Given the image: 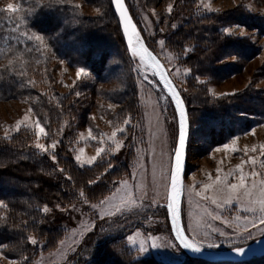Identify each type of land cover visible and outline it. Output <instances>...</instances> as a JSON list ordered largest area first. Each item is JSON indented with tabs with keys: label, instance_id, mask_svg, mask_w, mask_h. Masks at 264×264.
Here are the masks:
<instances>
[{
	"label": "rangeland",
	"instance_id": "obj_1",
	"mask_svg": "<svg viewBox=\"0 0 264 264\" xmlns=\"http://www.w3.org/2000/svg\"><path fill=\"white\" fill-rule=\"evenodd\" d=\"M191 2L193 9L186 15L182 0H125L147 47L159 58L190 107V111L187 110L189 136L181 207L183 231L189 238L199 240L204 250H228L264 236L261 235L264 225L259 223V217L264 214L259 212L258 203H250L259 199L261 190H264V108L255 106L258 111L253 114L234 112L244 121V127L233 134H224L220 143H213V136L203 133V120L211 104L197 107L194 104L195 88L201 87L203 96L210 101L245 94L247 99H253L250 104H256L255 97L263 100L264 34L235 24L221 26V34L244 39L240 44L249 46L252 55L244 58L230 55L227 50L222 52L212 64L218 69L213 79L194 77L183 61L189 49L181 54L172 51L165 37L186 21L211 13H244L261 23L264 20V0ZM10 3L17 11H0L3 25L0 52L10 53L9 45L18 42L28 56H22L17 68L34 90L47 99L68 97L69 104H77L79 111L69 116L70 121L61 124L59 129L50 133L45 130L38 138L37 122L44 129L45 126L32 108L35 97L0 96V137L7 138L20 130H27L34 135V147L51 159L63 142L78 168L102 163L109 170L126 166L127 172L117 178L106 196L96 201L78 196L66 206H56L47 212L43 209L42 213L52 228L62 233L55 246L44 251V242L32 238L33 249L28 257L9 259L0 253V264H76L77 256L90 262L95 255L92 248L115 238L131 253L132 260L151 259L159 264L185 262L188 257L174 246L176 243L170 234L166 211L177 118L156 76L151 75V69L143 68L137 57L125 51V45L124 51L117 49L109 54L98 74L87 67L73 65L54 54L52 44L48 46L41 34L30 27L33 15L40 9L65 5L68 17L59 21L60 27L54 36L57 38L83 19L104 16L106 0H0V10H5ZM169 17L171 32L166 30ZM36 36L41 39H35ZM76 46L68 44L73 53H78ZM11 54L16 55L14 51ZM3 62L0 54V65ZM81 68L87 75L78 78L77 70ZM146 71L148 80L144 79ZM191 76L194 79L190 80ZM191 81L196 85L191 86ZM125 120L130 122L125 125ZM113 132L117 133L115 137ZM37 143L44 145L46 151L37 148ZM54 143L55 148L49 147ZM98 148L103 150L99 155ZM89 160L92 161L90 164ZM241 175L245 177L244 184L252 196L244 195L245 189L238 188L229 199L227 190L220 189L224 184L238 185ZM218 176L220 183L217 182ZM213 199L216 204L212 203ZM132 200L135 204L131 203ZM117 206L121 207L120 212L116 211ZM249 208L255 211H248ZM110 212L114 215H108ZM214 216L218 218L213 219ZM221 232L226 235H220ZM148 236L159 237L157 243L160 247H151V241H148L147 251L141 253L138 251L139 241ZM129 237L137 242H130ZM210 243L216 247H208Z\"/></svg>",
	"mask_w": 264,
	"mask_h": 264
},
{
	"label": "trees",
	"instance_id": "obj_2",
	"mask_svg": "<svg viewBox=\"0 0 264 264\" xmlns=\"http://www.w3.org/2000/svg\"><path fill=\"white\" fill-rule=\"evenodd\" d=\"M182 1V8L186 15H189L193 9L191 8L192 0ZM106 5L104 16L83 19L71 27L68 33L57 38L54 36L60 27L59 21L68 17V7L65 5L55 4L52 7L46 6L49 9H40L33 15L30 27L41 34L48 46L52 44L54 54L63 57L73 65L87 67L98 74L109 58V54L116 52L117 49L123 51L125 49L118 21L109 0H106ZM129 12L134 18L132 11ZM166 21L169 22L166 30L171 32L168 29L170 17ZM0 23L1 46L3 25L2 21ZM228 24L240 25L264 34V20L260 23L244 13L240 15H236L235 12L229 15L211 13L186 21L165 37L166 44L172 51L180 54L189 49L183 61L194 77L213 79L218 69L212 67V64L219 59L222 52L227 50L230 55H241L244 58L252 55L249 46L240 44L244 42V39L220 33V27ZM70 43L77 45L78 53H73L68 48ZM9 47H11L10 53L0 52L1 59L4 60L0 65V96L3 98L35 97L31 105L47 133L53 129H59L61 124L70 121L69 116H74L79 111L77 104L70 105L68 97L56 96V98L47 99L36 92L17 68L22 56H28L26 51L18 42L10 44ZM13 51L16 55L11 54ZM193 76L190 80L194 79ZM190 85L195 86L196 83L191 81ZM195 89L197 94L194 95L196 99L194 104L197 107L211 104V108L207 110L208 115L203 120L205 123L203 133L208 137L213 136V143H220L224 134H233L244 127V121L234 112L253 114L258 111L255 106L264 108L263 98L261 100L255 97L256 104L249 103L253 99H247L248 97H245L247 94L224 99L226 102L224 100L210 101L203 96L201 87ZM185 105L188 110L190 107L186 100ZM53 157L51 159L34 147V135L30 131L20 130L10 137H0V253L6 258L28 257L33 249L32 238L44 242V251L53 248L62 233L59 229L52 228V224L43 215L42 210L45 207L53 209L56 206H66L78 196H82L87 201H96L106 196L117 178L124 171L127 172L126 166L109 170L102 163L78 168L74 165L70 152L63 142L59 144ZM97 177L100 178L97 179ZM92 249H95V255L90 262H84L77 256L75 263L159 264L151 259L132 260L131 253L116 238ZM181 264L210 263L187 258ZM223 264H264V257L254 258L244 263Z\"/></svg>",
	"mask_w": 264,
	"mask_h": 264
},
{
	"label": "snow or ice",
	"instance_id": "obj_3",
	"mask_svg": "<svg viewBox=\"0 0 264 264\" xmlns=\"http://www.w3.org/2000/svg\"><path fill=\"white\" fill-rule=\"evenodd\" d=\"M113 3L116 6V10L119 12L121 20L123 21V26H124V30H125V34L128 37V44L129 47L131 49V52L133 54L134 57H138L140 62L142 64H144L145 69H153V71L151 72L152 76H159V79L161 81H163V84L165 86V88L167 89V91L171 94L172 98L175 101L176 104V108L179 110V146L175 149V164L174 167L171 171V192L169 194L168 200L169 203L167 205L171 216H172V222L175 225L178 219V214H179V208L177 205V197L180 193V188H179V172H180V167H181V157H182V152H183V148L185 145V138H186V112L184 111L183 107H182V101L179 99L178 97V92L177 90H175L174 86L171 85V82L166 79L164 72L160 71L161 65L158 63L157 58L155 56H153V54L145 47L143 46V44L140 42V37L137 35L136 29L135 27L132 25L130 19L128 18L125 8H124V4H123V0H113ZM0 11H7V12H16L17 8H15L13 6V4H8L7 8L5 10H0ZM35 39L40 40L41 37L36 36ZM161 45H163V41L160 42ZM87 75V73L84 71L83 68L78 69L77 70V77L79 78L81 75ZM145 80H148V75H147V71L145 73L144 76ZM111 107V106H110ZM25 119H27V117H25ZM130 121L129 120H125L124 123L125 125H127ZM19 124L20 122H18V126H17V130H19ZM36 135L39 138V136L45 132V129L43 127H41L40 123L37 122L36 124ZM119 131H124V129H120ZM113 137H115L117 135L116 132H113ZM36 147L41 149V150H45V146L42 144L37 143ZM49 147L55 148V143L50 145ZM117 147H119V145H117ZM227 147V146H225ZM83 150L81 149V152ZM103 151L102 149H97V155L100 154V152ZM54 158V157H53ZM77 160L80 159L79 156L76 157ZM95 159V158H93ZM92 161L89 160L88 163L90 164ZM253 175H255L256 173L253 172ZM244 179L245 177L243 175H241L240 177V183L237 184H224V187L220 189V191H225L227 190L229 199L231 198V194L235 193L236 190L238 188H242L245 189L244 195L251 197L252 193L250 191H248L246 189V186L244 184ZM217 182L220 183V177H217ZM125 184L127 182H124ZM208 187V186H206ZM119 191V190H118ZM81 195H83V193H81ZM197 195H199V193H197ZM102 204L104 203L103 201L101 202ZM132 204H135V200L131 201ZM212 203L216 204L217 201L215 199L212 200ZM250 203H258L259 204V212L264 214V190H261L260 192V198L255 200V201H250ZM128 202H125V206H127ZM219 206V205H218ZM95 207V205L93 206ZM122 209L121 207L117 206L116 207V211L120 212ZM44 211L47 212L48 208L45 207ZM248 211H255V209L249 208ZM108 215H114V213H108ZM218 217H213V219H216ZM259 223L261 225H264V215H261L259 217ZM253 226H255V222L253 221ZM213 231H216L215 229H213ZM220 235H226L225 233L221 232ZM261 235H264V229L261 230ZM249 236H251V233H249ZM159 237H155V236H148L146 239L139 241V249L138 251L141 253H144L147 251V242L151 241V247H160V244L157 243V241L159 240ZM129 241L132 243H136L137 241L133 239V237H129ZM175 241L177 242L174 246L176 247H182L183 249L189 250L193 253H200L202 250V244L199 240H197L195 237L189 238V236H187L185 234L184 231L180 230L179 228H177L175 230ZM32 243H36L35 240H32ZM208 247H216L215 244H208ZM235 251L239 254V253H243L244 249L237 247L235 248Z\"/></svg>",
	"mask_w": 264,
	"mask_h": 264
},
{
	"label": "water",
	"instance_id": "obj_4",
	"mask_svg": "<svg viewBox=\"0 0 264 264\" xmlns=\"http://www.w3.org/2000/svg\"><path fill=\"white\" fill-rule=\"evenodd\" d=\"M110 3H111L112 10H113V12L117 18L120 34H121L123 43L125 45L126 51L129 53H132L131 49L129 47V44H128V37L125 34L123 21L121 20L120 14L116 10V6L113 3V0H110ZM123 4H124V8H125V11H126L128 18L130 19L132 25L135 27L137 35L140 37V42L143 44V46H145L153 54V56H155L157 58L158 63L161 65L160 71L164 72L166 79H168L171 82V85L174 86L175 90H177L178 97L182 101V107H183L184 111L186 112V129H185L186 130V138H185V145H184L183 152H182L181 167H180V172H179L180 193L177 197V205L179 208V214H178L177 222L174 225L172 222L171 213H170L167 205L169 203L168 197H169V194L171 192V171H172L174 164H175V149L179 146V110L176 108L175 101L172 98L171 94L165 88L163 81H161L159 79V76H156L160 86L163 88V90L166 92L167 96L169 97V99L172 103V106L175 110V114H176V118H177L176 144H175L174 152H173L172 158H171L170 172H169V178H168V186H167V192H166V211H167L168 225H169V229H170V234H171L174 242L177 243L175 241V230L177 228H179L180 230L183 231L182 222H181V207H182V198H183L184 175H185V171H186L187 143H188V136H189V120H188L187 109H186L185 102H184L180 92L178 91L175 84L171 80V78H170L168 72L166 71L165 67L160 62L159 58L147 47V45H146V43L142 37L141 32L139 31L137 25L135 24L131 14L127 8L125 0H123ZM151 70L153 71V69H151ZM178 248L188 258L202 260V261L207 262V263H213V264H216V263H244V262H248L254 258L264 257V236H262L258 239H255L254 241H252L246 245L241 246L240 248H243L244 252L239 253V254L235 251V248L228 249V250H219V251L202 249L200 253H193L189 250L183 249L182 247H178Z\"/></svg>",
	"mask_w": 264,
	"mask_h": 264
},
{
	"label": "bare ground",
	"instance_id": "obj_5",
	"mask_svg": "<svg viewBox=\"0 0 264 264\" xmlns=\"http://www.w3.org/2000/svg\"><path fill=\"white\" fill-rule=\"evenodd\" d=\"M137 60H138V62L140 63V65H141L143 68H145L144 64H142V63L140 62V60H139L138 57H137Z\"/></svg>",
	"mask_w": 264,
	"mask_h": 264
}]
</instances>
